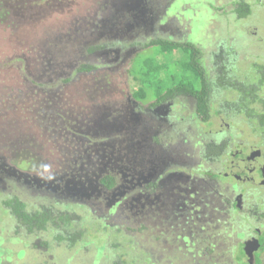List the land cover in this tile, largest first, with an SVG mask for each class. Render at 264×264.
<instances>
[{
  "label": "rangeland",
  "instance_id": "rangeland-1",
  "mask_svg": "<svg viewBox=\"0 0 264 264\" xmlns=\"http://www.w3.org/2000/svg\"><path fill=\"white\" fill-rule=\"evenodd\" d=\"M237 1L111 0L113 4L105 7L108 0H84L81 9L68 1L61 10L60 6L51 7L52 0H44L41 6L18 4L8 19L1 17L6 14L0 12V93L5 88H34L47 94L52 90L50 95L57 111L52 132L45 129L46 119L34 115L31 120L25 117L19 122V112L26 111L11 108L4 120L0 117V136L5 135L1 125L8 124L12 131L6 134L7 138L22 136L20 140L32 146L31 151L38 157L32 158L31 152L21 151V159L15 158L13 163L15 170L19 176L33 178L34 184L35 180L40 182L52 194L54 205L68 210L74 221L70 227L72 234L69 235L70 231L68 234L72 236L71 243L54 241L47 232L59 234L63 224L51 223L47 232L20 233L33 244L29 247L16 249V244L6 243L9 258L19 260L41 255L51 264L227 262L229 234L233 236L239 225L232 228L230 222L226 223L231 217L226 216L219 197V193L228 192H224L230 187L227 180L207 177L205 182H193L185 174H177L168 177L159 190L154 189L156 195L144 197L143 192H137L149 190L151 185L147 182L156 172L152 168L156 155H171L179 167H196L201 140H206L207 135H221L230 128L237 142L256 143L259 137L241 115L226 116L225 123L216 120L214 125L202 122L192 112V102L188 100L184 101L186 113L194 116V122L181 127H174L172 122H164L148 111H137L132 97L135 83L126 70L133 61L136 35L157 31L155 25L161 32L175 33L176 27L183 30L182 20L186 19L191 35L198 34L195 41L209 53L216 49L218 54L231 55L230 60L237 62L236 78L257 85L264 76V0H248L252 13L245 18L237 13ZM151 7L153 17L145 18V11H151ZM93 9L98 14L93 15ZM166 11L168 14L164 15ZM102 12L111 14L102 16ZM131 13L137 19L131 20V29L116 33L123 27L120 20ZM154 16L157 22L151 25ZM103 38H129L134 42L91 51ZM83 63L98 68L89 73L77 72ZM100 72L109 73L114 87L113 91L103 90L98 95L86 84ZM235 93L230 90L217 94L219 111L223 105L235 108L232 103L237 98ZM174 108H179V104ZM63 113L73 121L64 120L67 116ZM201 132L204 134L199 135ZM152 134L160 144L153 143ZM223 158L224 155L220 161L205 166L223 174L228 171ZM106 174L116 178L117 184L110 190L101 184ZM2 189L7 192L9 187L5 185ZM53 191L58 193L57 197ZM27 197L34 199L31 191ZM30 204L34 207L37 203ZM17 239H14L16 243ZM38 242L44 247H39Z\"/></svg>",
  "mask_w": 264,
  "mask_h": 264
},
{
  "label": "flooded vegetation",
  "instance_id": "flooded-vegetation-1",
  "mask_svg": "<svg viewBox=\"0 0 264 264\" xmlns=\"http://www.w3.org/2000/svg\"><path fill=\"white\" fill-rule=\"evenodd\" d=\"M110 4L113 3L111 2V0H108L105 7H107ZM95 6L97 7V5ZM154 6H155V2H154ZM151 9H150L151 11L149 12H147L148 10L145 11V18L148 17L150 19V17L151 18L153 17L152 11H154V8L151 7ZM167 11L164 12L163 14L167 15L168 14ZM95 12L96 14H98L97 9H93L91 11L93 15ZM106 14H111V12H107V13L102 12V16ZM155 16L154 19H152L149 24L152 25L157 22ZM162 18H164V16ZM105 19L106 18L104 17L103 20ZM132 19L133 20L135 19L134 13L129 14L128 17L126 18H122L120 20V24L123 27L121 30L115 32L116 33L118 32V34L119 33L123 34L124 31L130 30L132 25L129 24ZM182 23L184 24L182 26L183 30H181L179 27H176L177 30L175 31V33L161 32L159 30L160 27L157 28V26L155 25L157 31H153L155 30L153 29L150 34L136 35L134 40L135 42L128 40L129 38H123L122 40L121 39L118 40L117 38L116 39L103 38V39L104 41H106L105 44L107 43L111 44V46H107V48H114L123 45L126 46V44H131L132 42H134L135 43L134 52L141 49L144 45H146L148 42L152 41L153 39H159V38L169 39L182 43L194 42L200 45L197 41L194 40L195 36H197L198 34L191 35V31L189 29L190 25L188 21L186 19H183ZM163 26L165 27V25ZM114 42H116V44H114ZM200 47L203 50V61H204V65L207 68V73L205 75V78H201L199 91L201 92L206 91V93L209 95L208 99L210 100V104L212 108L216 111L211 115V119L208 122H206L201 117H198L197 100L193 94L188 92L176 93L173 97H169L166 100H163L154 105L151 104L152 106L150 105L146 106L143 104L141 105L137 100H135L136 109H138L137 111H142V112L148 111L153 115L155 114L159 119L163 120L164 122H172L173 125H175L174 127H181L189 121L194 122V116L191 115L192 117H189L188 116L189 114L186 113L185 108H187V106L184 103V101L186 100L192 102V107H193L192 112H194V114L197 115V117L202 122L207 123L209 125H214L216 120H220V122L225 123V120L227 118L226 116L228 117H230L231 115L243 116L241 113L233 112L232 109H228L225 114L220 113L219 98L215 97L217 94H221V93L224 94L227 91L235 90L234 88H232L233 87L232 83L234 82L235 79L234 69L237 63L236 60L234 59V61H231L230 60L231 55L218 54L216 49L211 50V52L209 53L206 47H204L203 45H200ZM219 56L220 59L216 60V57ZM213 58H214V62H213ZM21 63L17 67L20 68ZM212 64L213 67L211 68ZM259 84L261 88H259L258 86L255 88V90L260 94V96H262V98H264V89H263L264 76L260 79ZM84 89L86 91L85 87ZM88 89H90L92 92V88H88ZM52 92L53 91L50 90L49 94H47V92L42 93L40 90L37 91L34 88H30L29 90H27L26 88H14V89L5 88V90H2L0 93V117L3 116V120H4L5 117L8 116L9 110L11 108L18 107L20 110L26 111V112H19L20 113L19 117L16 116L18 117L19 122H22V118L26 117L27 120H31L32 116L38 115L43 119V121L45 119L47 120L45 129H49V131L54 132L53 130L55 129H53V127L55 124L53 121L55 120V115L57 111L55 110L56 103H54L53 99L51 98ZM235 92H236L235 93L236 96L239 97L236 98L235 102L232 101V103H235L234 104L235 107L242 106L241 104L242 102L245 101V99L244 100L241 99L240 92H238L237 90H235ZM86 93L88 94V92ZM99 94L100 93L98 92V95ZM248 97L249 99H248L247 109H250L251 96ZM260 100L262 101V99ZM176 104H179V108L177 109L174 108ZM33 111H35L34 114H32ZM63 114L65 115V117L67 116V118L64 120H66L67 122L73 121L70 118V116L66 115V113ZM28 116L30 118H28ZM248 118L249 116L245 119L248 122V125L251 127L250 124L251 120H249ZM224 125L228 127L227 124ZM5 127L6 129H4ZM8 127H9L8 124L1 125V129L4 130L2 133L5 135L0 136V239H1L0 264H51L49 263V259H44L43 256L41 255H37V258L31 256L28 259L21 258L19 260L14 259L13 256L9 258L10 256L8 254L9 252H7L5 248L6 243L16 244L17 245L16 249H18V247L21 248L27 245L29 247L33 244L30 243V241L29 242L25 241L26 237L23 235L36 234L38 233V231H43L41 225H38L39 220H36L38 216L35 215V213L33 215H30V218H32L33 220L35 219V221H33L32 223L27 222L25 219L26 214L25 215L16 214L14 211L15 206L10 205L8 201H11L13 204H16L17 202L26 204L30 212L36 210H43V207H45V209L50 210L52 212L53 217L50 216V219L51 218L52 219L47 223L46 225L47 228L45 232H47V229L49 228L51 223L57 225L58 223L62 222L61 223L63 224L62 229L64 231L62 230L59 234H55L51 232H47V233L52 237V239H54V241L55 239L68 240L70 241V243L71 241H73L72 236H69L72 234V231L70 230L72 222L70 223V221L67 220H60V216L58 215L59 212L61 214L64 212V214L66 213L68 215L69 214L71 215V213L68 210H62L58 208L56 205H54V199L52 198V194L47 193L46 189L44 190L42 188V184L40 182L35 180V184H34L33 178L27 179L25 176H19L18 175L19 172L15 170V166L13 163H15L14 162L15 158L21 159L20 157L21 151L27 153L31 152L32 154L30 155V157L32 158L33 157L37 158L38 155L37 153L31 151L32 146H27L24 144L25 140L24 141L20 140L22 136H11L7 138L8 135L6 134H9L12 131L11 129L9 130ZM233 131L234 130H231L230 128L225 129V131L222 132L221 135L219 134L218 135L212 134L209 136L207 135L206 140H201L202 146L200 147L201 150L199 152L200 158L197 160L196 167H191L188 165L187 167H179L176 166L175 163L177 162H175V159L172 160L171 155L169 154L167 155L165 153L156 155L157 161L154 159L155 166L153 164L152 167L155 168L156 172L154 173L153 178L151 177L147 182L149 186L151 185L149 187V190L152 193H150L149 190L147 191L140 190L137 193L139 194L143 192L144 197L152 196L153 193L154 195H156L154 189L159 190L163 185H165V182H167L168 177L177 174H185L186 176L190 177V180L193 182L197 180L199 181L203 180V182H205L207 181V177L223 178V180H227V182L229 183L228 185L230 187L228 190L225 189L224 192L227 191L228 192L227 194L224 195L219 193V197L223 205V208H225L224 212L225 214H227L226 216L231 217V219L226 220V223L230 222L233 225L232 228H235L236 224L239 225H237L238 227L235 229L236 233H234L233 236L231 233L229 234V238H228L229 242L227 243L228 259L227 262L224 264H264V134H260L261 135L260 136L257 133H255L259 137V141H257L256 143H250L248 141L246 143H241L235 140L236 136ZM226 132L228 133V135L230 134L229 137H227ZM153 134L150 136V138H153L152 139L153 143L155 145L160 144V142L156 139L155 135ZM203 134L204 133L201 132L199 135H203ZM219 148H222L223 154L220 156L222 157L224 155L223 162L228 165L227 166L228 171L224 172L223 174L221 172H215L213 168L205 166L206 164H210V162L220 161L221 157L219 158V154L217 153ZM256 148H258L259 150H257ZM11 163L13 164L12 166L14 167H11ZM34 163H36V160ZM157 163L160 165L158 168H157ZM151 179L152 182H150ZM101 184L103 185V187L108 188L102 183V181ZM116 184L117 183H115V185ZM5 185L9 187L7 192H4V190L2 189L3 187L5 188ZM114 187L115 186H113L112 188ZM143 187L144 186H142V189ZM163 188H165V186ZM110 189L111 188H108V190ZM28 191L32 192L34 199H29L27 197ZM33 191L36 194H38V196L35 195ZM53 193L55 196L56 195L58 196L57 192L53 191ZM132 197L133 196H131V198ZM133 199L135 200V197H133ZM31 201H33V203H37L35 204L36 206L34 205V207H32L31 206L32 204H30ZM212 205L215 206V204ZM25 210L27 209L24 207L23 211ZM71 218L73 219V216ZM22 228H24L25 230H23ZM73 228L72 230H74ZM20 233L23 235H20ZM16 238H18L17 243L14 241V239ZM219 238L220 236L217 235L216 239ZM38 246L44 247L39 242H38ZM12 249L14 250V248ZM29 259H31L32 262L23 263L25 260L27 261Z\"/></svg>",
  "mask_w": 264,
  "mask_h": 264
},
{
  "label": "trees",
  "instance_id": "trees-1",
  "mask_svg": "<svg viewBox=\"0 0 264 264\" xmlns=\"http://www.w3.org/2000/svg\"><path fill=\"white\" fill-rule=\"evenodd\" d=\"M43 1L44 0H0V12L6 14L1 17L8 19L9 14L12 13V9L18 8V4L24 7L28 5L41 6L40 2ZM68 1L74 2L78 9H81L82 6L80 5L82 3L84 4V0H52L51 7L54 9L60 7L61 10L65 9L68 5L66 4ZM43 4L46 5L47 3L45 2ZM235 8L241 18L248 17L252 13V6L248 0H238ZM105 42L104 39H101L99 43L95 44L90 50L94 51L111 46L110 43L105 44ZM114 44H116V42H114ZM146 50H149V52L143 56H139ZM97 68L98 66L95 64L83 63L76 71L79 73H89L94 72ZM126 71L129 73V78L132 77L135 83L133 84L132 97L141 105L152 106L169 97H173L176 93L188 92L193 94L197 100L198 117L208 122L211 119V115L216 112L210 104V100L208 99L209 95L206 91H199L201 78H205L207 68L203 61V50L200 45L194 42L182 43L162 38L153 39L134 53L132 64ZM70 80L71 79H69V81ZM112 83L109 73L100 72L92 78L91 83L86 85H90L93 91L102 92L103 90L113 91L114 83ZM257 85L260 84L258 83ZM257 85L251 84L248 80L238 79L235 76L232 88L240 92L241 99H245V101L242 102V106H237L235 108H230L228 106L224 108L223 105V108H221L219 112L223 113V111L232 109L233 112L241 113L245 118L249 116L248 119L251 120L250 124L252 130L254 133L260 135L264 134V98L255 90ZM248 96H251L250 109H247ZM215 97L218 98L217 95ZM238 97L239 96H237V98ZM260 99H262V101ZM217 153L219 156L222 155V148H219ZM101 181L108 188H112L115 186L116 178L108 174L105 175ZM8 203L15 206L14 211L16 214H26L25 219L27 222L32 223L35 221V219L33 220L30 218V215L35 213V215L38 216L36 218V220H39L38 225H41L43 230H46L47 223L52 219H50L52 212L45 209V207H43V210L30 212L26 204L20 202L13 204L11 201H8ZM24 207L27 210L23 211ZM58 215L60 216V220L70 221V223L72 222V225H74L70 215L64 214V212L62 214L59 212Z\"/></svg>",
  "mask_w": 264,
  "mask_h": 264
},
{
  "label": "water",
  "instance_id": "water-1",
  "mask_svg": "<svg viewBox=\"0 0 264 264\" xmlns=\"http://www.w3.org/2000/svg\"><path fill=\"white\" fill-rule=\"evenodd\" d=\"M250 149H252V148H250ZM257 150H259L258 148H256Z\"/></svg>",
  "mask_w": 264,
  "mask_h": 264
}]
</instances>
